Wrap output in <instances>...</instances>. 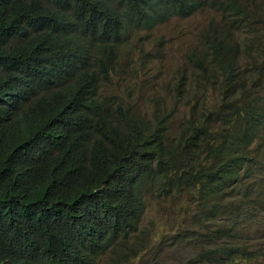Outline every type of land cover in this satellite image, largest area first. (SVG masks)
I'll use <instances>...</instances> for the list:
<instances>
[{
  "label": "trees",
  "instance_id": "obj_1",
  "mask_svg": "<svg viewBox=\"0 0 264 264\" xmlns=\"http://www.w3.org/2000/svg\"><path fill=\"white\" fill-rule=\"evenodd\" d=\"M206 7L252 22L234 0H0V264H130L153 192L185 195L165 226L198 245L188 264L264 258V43L242 63L226 25L200 33L174 86L200 96L174 136L165 101L148 118L102 91L132 36Z\"/></svg>",
  "mask_w": 264,
  "mask_h": 264
},
{
  "label": "rangeland",
  "instance_id": "obj_2",
  "mask_svg": "<svg viewBox=\"0 0 264 264\" xmlns=\"http://www.w3.org/2000/svg\"><path fill=\"white\" fill-rule=\"evenodd\" d=\"M249 11L252 22L249 27L237 30L228 17L216 8L206 7L194 13L189 21L175 19L165 26L157 28L150 34H139L136 37L137 44L132 47L136 58H140L139 52H153L155 60L146 68L139 66V74H133L135 60L126 58L121 60L123 69L115 75L112 86H103L102 91L108 95H117L121 99L131 103L135 111L145 117H151L155 109V101H165L166 108L174 111L175 120L172 124V136L177 134L182 125V120L191 106L200 96L194 93L193 88H187L184 97L177 100L175 97V83L181 78L179 72H186L187 81H192L194 69L187 62L188 53L198 46L200 33L208 29L212 23H220L233 33L236 41L244 51L242 63L246 62L247 54L254 46L251 42L259 38L258 42L264 43V0H234ZM128 82L120 85L123 78ZM119 84V85H118ZM198 94V95H197ZM180 196L177 199L176 196ZM171 199L157 197L155 192L148 194L149 208L143 219L141 230L150 236L147 250L140 257L132 260L130 264H188L189 260L198 253L197 244L174 245L172 231L173 226H165V223L174 221L175 215L171 209L181 206L185 195L178 194ZM254 230V248L264 250V226H252ZM111 254L103 255L99 264H110ZM129 264V263H127ZM231 264H264V258L255 263L240 262Z\"/></svg>",
  "mask_w": 264,
  "mask_h": 264
},
{
  "label": "clouds",
  "instance_id": "obj_3",
  "mask_svg": "<svg viewBox=\"0 0 264 264\" xmlns=\"http://www.w3.org/2000/svg\"><path fill=\"white\" fill-rule=\"evenodd\" d=\"M193 16H194V14H193L189 19L186 18V16H174V17H172L168 22L156 26L155 28H153V30L142 32L141 34H142V35H143V34H150V33H152L153 31H155L157 28H159V27H161V26H165V25L169 24L171 21H173V20H175V19L183 20V21H189ZM139 34H140V33H138V34L132 36L131 39L129 40V42H128L126 45H124L123 47L127 48L126 51L128 52V54H127L126 57L129 58V59H131V60H132V59L135 60V64H134V65H137V66H138V65H141L142 68H146L151 62H153V61L155 60V57H154L153 52H150V51L141 52V51H140V52H139V54H140V58H136V55H137V54H136L135 52H133L132 47H133L134 45L137 44V43H136V42H137L136 37H137ZM147 54H149L151 57H149L150 62L147 63V64L145 65L144 62H143V58H144V56L147 55ZM124 57H125L124 55H121V57H120V61H121ZM125 60H126V58L123 59V61H125ZM121 63H124V62L121 61ZM189 66H190V64H189ZM138 67H139V66H138ZM122 69H123V66H121L120 71H121ZM188 70H189V69H188ZM123 81H124V82H123ZM127 82H128V78H127V77H125V78L122 79V84L127 83Z\"/></svg>",
  "mask_w": 264,
  "mask_h": 264
}]
</instances>
